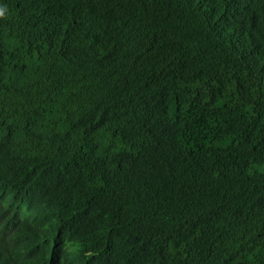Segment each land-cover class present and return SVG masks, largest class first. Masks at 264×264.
Returning a JSON list of instances; mask_svg holds the SVG:
<instances>
[{
    "label": "trees",
    "instance_id": "1",
    "mask_svg": "<svg viewBox=\"0 0 264 264\" xmlns=\"http://www.w3.org/2000/svg\"><path fill=\"white\" fill-rule=\"evenodd\" d=\"M0 9V264H264V0Z\"/></svg>",
    "mask_w": 264,
    "mask_h": 264
},
{
    "label": "clouds",
    "instance_id": "2",
    "mask_svg": "<svg viewBox=\"0 0 264 264\" xmlns=\"http://www.w3.org/2000/svg\"><path fill=\"white\" fill-rule=\"evenodd\" d=\"M0 17H4V11L0 9Z\"/></svg>",
    "mask_w": 264,
    "mask_h": 264
}]
</instances>
